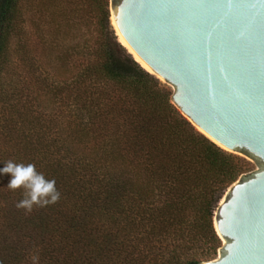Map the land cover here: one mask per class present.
<instances>
[{
    "label": "trees",
    "instance_id": "16d2710c",
    "mask_svg": "<svg viewBox=\"0 0 264 264\" xmlns=\"http://www.w3.org/2000/svg\"><path fill=\"white\" fill-rule=\"evenodd\" d=\"M109 1L0 0V162L61 193L27 212L0 177L2 264H198L221 245L215 210L250 161L178 110Z\"/></svg>",
    "mask_w": 264,
    "mask_h": 264
},
{
    "label": "water",
    "instance_id": "95a60500",
    "mask_svg": "<svg viewBox=\"0 0 264 264\" xmlns=\"http://www.w3.org/2000/svg\"><path fill=\"white\" fill-rule=\"evenodd\" d=\"M110 13L193 126L259 165L224 193L220 253L198 264H264V0H110Z\"/></svg>",
    "mask_w": 264,
    "mask_h": 264
},
{
    "label": "clouds",
    "instance_id": "9594fccd",
    "mask_svg": "<svg viewBox=\"0 0 264 264\" xmlns=\"http://www.w3.org/2000/svg\"><path fill=\"white\" fill-rule=\"evenodd\" d=\"M0 177H9L7 187L10 190H21L22 199L17 207L31 212L34 207H45L56 203L61 193L56 187L55 179H49L44 173L37 170L34 163L16 162L7 160L0 162ZM2 264V262H0Z\"/></svg>",
    "mask_w": 264,
    "mask_h": 264
},
{
    "label": "rangeland",
    "instance_id": "374dc122",
    "mask_svg": "<svg viewBox=\"0 0 264 264\" xmlns=\"http://www.w3.org/2000/svg\"><path fill=\"white\" fill-rule=\"evenodd\" d=\"M109 23H110L111 27L113 28V30H114V32L116 34L115 27H114V25L111 22L110 1H109ZM116 37H117V35H116ZM117 39H118V37H117ZM232 153L247 158L250 161V171L254 170V169H257L259 167L258 163L252 161L251 159L246 157L243 153H241V152H232ZM219 253H220V251H219V249H217L216 252L212 255L213 257L211 259L216 258L219 255Z\"/></svg>",
    "mask_w": 264,
    "mask_h": 264
},
{
    "label": "bare ground",
    "instance_id": "6f19581e",
    "mask_svg": "<svg viewBox=\"0 0 264 264\" xmlns=\"http://www.w3.org/2000/svg\"><path fill=\"white\" fill-rule=\"evenodd\" d=\"M113 24V23H112ZM114 25V24H113ZM115 27V26H114ZM115 30H116V35H117V37H118V40L121 42V44H123L124 46H125V44H124V42H123V40L121 39V37H120V35H119V33H118V31H117V29L115 28ZM126 47V46H125ZM127 51H129L128 49H127ZM134 57V56H133ZM134 59L136 60V58L134 57ZM137 61V60H136ZM139 63V62H138ZM140 64V63H139ZM141 65V64H140ZM142 66V65H141ZM143 67V66H142ZM144 68V67H143Z\"/></svg>",
    "mask_w": 264,
    "mask_h": 264
}]
</instances>
